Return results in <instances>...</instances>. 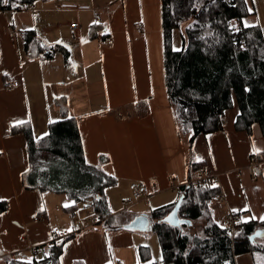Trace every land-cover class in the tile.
<instances>
[{
    "label": "crops",
    "instance_id": "0c3cea01",
    "mask_svg": "<svg viewBox=\"0 0 264 264\" xmlns=\"http://www.w3.org/2000/svg\"><path fill=\"white\" fill-rule=\"evenodd\" d=\"M36 2L0 11V200L10 203L0 214V264L8 258L30 260L55 233L71 232L78 237L65 243L61 264H139L138 247L150 246L136 235L144 231L124 225L149 215L145 207L175 201L178 187L188 182L185 143L166 87L162 0ZM252 2L256 14L249 17L250 24L259 23L264 33V0ZM75 21L82 38L72 27ZM93 23L102 29L90 37ZM26 29H34L47 45H63L68 54L58 50L51 58L28 56L21 37ZM173 46H182L179 30L173 31ZM5 81L19 85L6 87ZM58 96L80 118L86 161L97 164L99 154L109 155L105 169L117 182L105 192L118 216V230L98 213L91 223L83 217L78 225L61 227L50 206L59 201V193L22 184L29 168L27 140L23 133L12 134L11 127L30 121L36 136L46 134L49 122L60 117ZM238 114L235 99L226 111L224 130L200 134L194 141L204 161L201 179H213L220 189L211 205L222 224H229L235 212H244L243 220L264 218V160L253 161L256 153L264 157V134L259 125L252 135L237 130ZM115 192L120 202L113 200ZM236 264L255 261L244 253L236 256Z\"/></svg>",
    "mask_w": 264,
    "mask_h": 264
},
{
    "label": "trees",
    "instance_id": "16d2710c",
    "mask_svg": "<svg viewBox=\"0 0 264 264\" xmlns=\"http://www.w3.org/2000/svg\"><path fill=\"white\" fill-rule=\"evenodd\" d=\"M36 1L0 0V11ZM255 14L252 0H162L166 87L185 143L188 178L178 187L175 201L149 212L164 264H236V256L244 253H251L255 264H264V219L243 220L244 212H235L238 229L234 233L229 224L218 222L211 204L220 189L197 182L204 161L194 149L198 135L224 130L226 111L235 99L239 107L235 128L252 135L254 125H259L264 134V33L259 23L245 26ZM101 29L100 23H93L90 37ZM175 30L181 33L180 49L173 46ZM21 37L32 58H51L58 50L68 54L63 45L45 44L34 29L22 31ZM55 104L60 117L49 122L46 134L36 136L30 121L11 127L12 134L23 133L27 140L29 168L22 175L24 188L67 194L73 201L67 210L90 203L108 227L120 229L105 192L117 182L105 169L109 155L99 154L97 164L87 162L80 118L71 113L64 96L56 97ZM255 156L264 160L259 153ZM184 193L179 216L191 223L171 225L164 218ZM9 208L8 200H0V214ZM76 237L74 232L55 233L50 243L35 249L30 260L8 258L6 262L61 264L65 243ZM138 253L139 264H152L148 246H139Z\"/></svg>",
    "mask_w": 264,
    "mask_h": 264
},
{
    "label": "rangeland",
    "instance_id": "374dc122",
    "mask_svg": "<svg viewBox=\"0 0 264 264\" xmlns=\"http://www.w3.org/2000/svg\"><path fill=\"white\" fill-rule=\"evenodd\" d=\"M38 2H40V1H38ZM38 2H36V3H38ZM246 23L247 24L251 23L249 18L246 19ZM181 41H182V39H181ZM56 118H58V116ZM58 195H60L59 201L56 202L55 204L51 203L50 206H51L52 210L55 211V213L57 214L56 215L53 212L54 216L56 217L57 223H59L61 225V227H64V228L66 227V229H69V227H71V224L78 225L81 222V220L83 219V217L85 218L86 222L91 223L95 219V217L97 216L96 215L97 213L94 211V209L90 203H80L77 208L73 209L71 207L68 214H65L64 213L65 212L64 205L68 204V206H71L73 204V201L65 193H60ZM113 198H114L113 199L114 201L117 199L116 201L120 202V197H119L118 192H115V196ZM61 204H63V205H61ZM152 206H154V205H152ZM153 208L154 207H145L144 210L151 211V209H153ZM59 216H62L63 218L61 219ZM215 217H216V220L218 222H221L220 215H216ZM68 222L70 223L69 225H67ZM136 235H137L139 240L140 239L143 240L140 242H143V244L150 246L151 258L153 261H156L155 264H164L161 261L162 251H161L160 242H159V238H158L157 234L152 229H147L142 233L136 232Z\"/></svg>",
    "mask_w": 264,
    "mask_h": 264
},
{
    "label": "water",
    "instance_id": "95a60500",
    "mask_svg": "<svg viewBox=\"0 0 264 264\" xmlns=\"http://www.w3.org/2000/svg\"><path fill=\"white\" fill-rule=\"evenodd\" d=\"M185 198V193L182 194L178 200L175 203V206L173 207V209L170 211V213H168V215L164 218V220L168 223H170L171 225L174 226H181L182 223L187 222V223H191V220L188 219H182L179 216V209L181 206V203L183 201V199ZM169 217H171V222H169ZM124 227L126 229H132V230H140V231H145L147 229H151V218L147 213H143L141 215H138L137 217H135L130 223L125 224ZM259 231H257L255 233L258 234Z\"/></svg>",
    "mask_w": 264,
    "mask_h": 264
},
{
    "label": "built area",
    "instance_id": "2783aa9c",
    "mask_svg": "<svg viewBox=\"0 0 264 264\" xmlns=\"http://www.w3.org/2000/svg\"><path fill=\"white\" fill-rule=\"evenodd\" d=\"M64 6H71L70 4H64ZM28 7V5H24L22 8H26ZM72 27L76 33V35L79 37V38H82L83 37V34L81 33L80 31V24L79 22L75 21L72 23ZM19 85V81H5V86L6 87H12V86H18ZM253 161L254 163H259V160L256 158V156L253 157ZM201 182V181H205L207 182L209 185L211 186H215L214 184V180L213 179H199L197 180V182ZM141 193L138 192L137 193V196H140ZM129 202V201H128ZM228 222H229V225L230 227H232V233H234L238 228H237V222H238V219L237 217L234 215V214H230L229 217H228Z\"/></svg>",
    "mask_w": 264,
    "mask_h": 264
},
{
    "label": "snow or ice",
    "instance_id": "6c2138e0",
    "mask_svg": "<svg viewBox=\"0 0 264 264\" xmlns=\"http://www.w3.org/2000/svg\"><path fill=\"white\" fill-rule=\"evenodd\" d=\"M4 2L7 3V0H4ZM245 26H248L246 22H245ZM17 123H22V122H17ZM66 206H67V205H66ZM171 219H172V218L169 217V222H171ZM262 219H264V218H262ZM258 235H259V234H258Z\"/></svg>",
    "mask_w": 264,
    "mask_h": 264
}]
</instances>
